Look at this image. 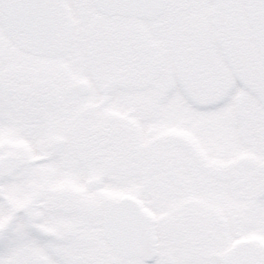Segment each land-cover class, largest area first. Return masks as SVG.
I'll list each match as a JSON object with an SVG mask.
<instances>
[{
    "label": "snow or ice",
    "instance_id": "obj_1",
    "mask_svg": "<svg viewBox=\"0 0 264 264\" xmlns=\"http://www.w3.org/2000/svg\"><path fill=\"white\" fill-rule=\"evenodd\" d=\"M0 264H264V0H0Z\"/></svg>",
    "mask_w": 264,
    "mask_h": 264
}]
</instances>
